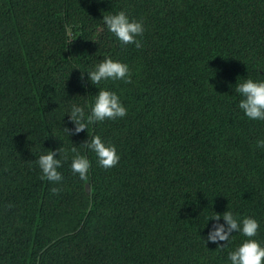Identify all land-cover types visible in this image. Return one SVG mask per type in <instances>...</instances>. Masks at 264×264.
Segmentation results:
<instances>
[{"label": "trees", "instance_id": "obj_1", "mask_svg": "<svg viewBox=\"0 0 264 264\" xmlns=\"http://www.w3.org/2000/svg\"><path fill=\"white\" fill-rule=\"evenodd\" d=\"M120 10L144 21L141 48L103 27ZM105 57L133 73L101 85L128 109L89 133L116 146L108 170L83 149L86 130L64 129L70 104L98 91L81 69ZM260 67L264 0H0V264H227L244 238L220 250L213 221L204 227L226 210L257 219L264 242V122L243 115L232 87L264 80ZM59 147L55 185L36 159ZM73 147L91 161L87 182L71 171Z\"/></svg>", "mask_w": 264, "mask_h": 264}, {"label": "clouds", "instance_id": "obj_2", "mask_svg": "<svg viewBox=\"0 0 264 264\" xmlns=\"http://www.w3.org/2000/svg\"><path fill=\"white\" fill-rule=\"evenodd\" d=\"M100 21L121 47L134 45L138 49L141 48V38L146 31L143 20L133 19L126 11L120 10L103 14ZM261 69L264 67L259 68ZM85 74L87 82L94 85L98 91L90 102L70 104L66 114L75 127L71 130L64 129L70 136L86 130L88 139L82 143L83 149L95 155L96 163L100 168L108 170L116 167L120 162V154L116 146L106 142L100 135L89 133L91 129L105 121H116L126 117L128 109L116 91L101 85L109 81H123L125 84H130L133 73L127 63L105 57L92 69H81L82 81L85 79ZM232 87L233 95L239 97L238 108L243 115L250 121L264 122V80L247 77ZM255 148L264 151V136L255 141ZM71 151L73 157L70 167L73 175H78L81 181H89L91 161L76 147ZM62 154L63 158H61ZM66 159L67 155L63 147L40 154L36 159V165L41 173L40 178L59 185L63 180L59 169ZM52 190L58 192L60 189L54 187ZM215 213L205 218L204 227L210 220L213 221L207 233V242L216 244V248L224 250L232 244L233 233H239L244 238L238 246L228 251L227 264H264V242L256 238L260 228L259 221L251 216L240 217L231 210ZM221 219L223 223L220 222Z\"/></svg>", "mask_w": 264, "mask_h": 264}, {"label": "water", "instance_id": "obj_3", "mask_svg": "<svg viewBox=\"0 0 264 264\" xmlns=\"http://www.w3.org/2000/svg\"><path fill=\"white\" fill-rule=\"evenodd\" d=\"M87 191H88V192L90 191V186H89V185H87Z\"/></svg>", "mask_w": 264, "mask_h": 264}, {"label": "rangeland", "instance_id": "obj_4", "mask_svg": "<svg viewBox=\"0 0 264 264\" xmlns=\"http://www.w3.org/2000/svg\"><path fill=\"white\" fill-rule=\"evenodd\" d=\"M102 32H103V29L101 28V29H100V33H99V36L101 35Z\"/></svg>", "mask_w": 264, "mask_h": 264}]
</instances>
